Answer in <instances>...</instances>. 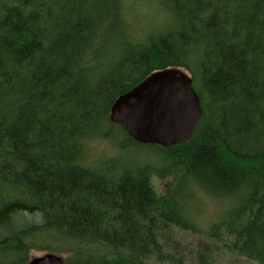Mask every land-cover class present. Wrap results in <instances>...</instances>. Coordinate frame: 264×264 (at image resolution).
<instances>
[{
  "label": "trees",
  "instance_id": "obj_1",
  "mask_svg": "<svg viewBox=\"0 0 264 264\" xmlns=\"http://www.w3.org/2000/svg\"><path fill=\"white\" fill-rule=\"evenodd\" d=\"M157 1L164 27L136 38L125 0H0V209L20 201L48 218L1 244L0 264L33 249L65 253L63 264H183L174 229L196 232L186 211L196 183L228 202L207 234L264 264V0ZM167 67L192 78L193 136L142 144L156 164L84 165L82 142L111 132L105 123L122 130L121 147L140 144L110 105ZM153 177L168 178L161 194Z\"/></svg>",
  "mask_w": 264,
  "mask_h": 264
},
{
  "label": "water",
  "instance_id": "obj_2",
  "mask_svg": "<svg viewBox=\"0 0 264 264\" xmlns=\"http://www.w3.org/2000/svg\"><path fill=\"white\" fill-rule=\"evenodd\" d=\"M202 116L200 100L191 76L182 68L167 67L149 73L118 95L108 118L140 144L170 147L188 141ZM48 223L44 210L35 204L12 201L0 209V245L15 235L42 228ZM54 253L35 256L24 264H63Z\"/></svg>",
  "mask_w": 264,
  "mask_h": 264
},
{
  "label": "rangeland",
  "instance_id": "obj_3",
  "mask_svg": "<svg viewBox=\"0 0 264 264\" xmlns=\"http://www.w3.org/2000/svg\"><path fill=\"white\" fill-rule=\"evenodd\" d=\"M124 7L123 22L127 30L136 38H139L141 34L144 38L154 30L159 31L164 27L157 0H125ZM123 29L126 31L125 27ZM120 38L118 37L117 40ZM114 41L115 31L110 29L107 44L111 45ZM107 130L111 132L108 134L100 132L82 142L80 158L84 165L99 167L101 163L109 159H117L129 166L145 163L156 164L160 160L156 147L136 143L121 147L124 140L122 130L118 126H109L105 123L101 126V131ZM151 182L157 194H161L168 178L162 180L153 177ZM196 184L189 189L190 191L188 190L186 210L196 232L174 229L175 237L180 243L179 252L184 257L183 264H258L245 257L231 254L222 247L219 248L220 244L216 238L207 234L210 226L220 221L227 212L228 202ZM45 253L60 255L64 261L67 258V254L62 252L33 249L28 252V259ZM156 264L167 263L158 262Z\"/></svg>",
  "mask_w": 264,
  "mask_h": 264
}]
</instances>
